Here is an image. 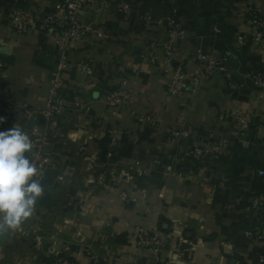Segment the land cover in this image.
Returning <instances> with one entry per match:
<instances>
[{"label":"crops","instance_id":"obj_1","mask_svg":"<svg viewBox=\"0 0 264 264\" xmlns=\"http://www.w3.org/2000/svg\"><path fill=\"white\" fill-rule=\"evenodd\" d=\"M59 1L0 0V131L19 124L31 136L36 123L22 111L44 108L56 64L50 34L16 33L8 15L15 6L46 14ZM124 1L126 11L109 0L107 8L91 4L79 15L105 34L87 36L66 52V85L85 92L89 107L62 114L65 137L51 143L45 195L21 231L0 236V264L257 261L264 241L252 230L264 213L252 209L249 193L254 181L264 182V174L256 175L264 172V96L250 77H264V51L238 48L233 40L248 30L244 7L252 4L264 16V0ZM171 16L187 34L179 44L185 68L194 69L198 48L213 55L230 49L237 65L229 69L226 61L229 78L218 73L183 96L166 91L170 67L162 43ZM79 59L90 60L91 74L72 66ZM122 76L131 99L113 113L101 95ZM234 110L251 114L242 133ZM219 143L223 150L212 151ZM193 148L210 152L196 159ZM138 226L156 227L167 240L158 258L136 245ZM51 245L60 251L58 263L46 255Z\"/></svg>","mask_w":264,"mask_h":264},{"label":"built area","instance_id":"obj_2","mask_svg":"<svg viewBox=\"0 0 264 264\" xmlns=\"http://www.w3.org/2000/svg\"><path fill=\"white\" fill-rule=\"evenodd\" d=\"M97 4L100 8H107L109 0H60L54 8L46 14H36L25 8L15 6L8 15V25L16 33H31L35 31H46L50 34L52 43L56 49L55 66L50 72L48 96L44 108L41 110L24 108L22 115L26 120L36 123L31 137L35 148L29 153L31 159H35L44 178L45 170L51 165V143L53 141H62L65 137V131L60 118L66 110H75L82 112L89 107V99L86 93L80 92L77 88H68L63 76V71L69 67L66 52L74 44L80 42L89 36L94 39L104 38V32L95 26L92 22L79 19V15L84 9ZM119 11H126L127 3L124 0H117L115 4ZM244 20L248 30L238 32L234 37V45L238 48L247 44L256 48L259 52L264 51V16L260 9L252 4L244 7ZM187 34L183 28L182 22L175 16L168 19V31L166 40L162 43V50L165 61L170 68L166 91L175 96H183L198 88L203 82L209 80L212 76L220 73L225 78H229L226 67V61L232 56V51L226 49L220 55H213L198 48L192 55V61L195 64L190 72L185 68L184 61L181 60L179 44L186 39ZM154 58V57H152ZM81 73L91 74L93 64L90 60L79 59L72 65ZM251 83L257 88L259 94L264 96V77L259 74L250 77ZM231 87L234 84H230ZM63 90H71L74 95L69 98L61 94ZM102 101L112 110L118 113L123 109L131 99V92L128 80L125 76L120 77L118 84L114 88L106 89L101 95ZM232 118L235 121L239 132L246 131L251 122V114L243 110H234ZM223 144H215L212 151L220 153L223 150ZM204 153L210 152L201 148H193L190 152L192 156L198 159ZM264 172L258 170L257 176H262ZM108 187V185H106ZM251 191V190H250ZM252 209L258 214L264 213V195L255 194L253 197ZM123 199L125 196L123 195ZM21 231V230H19ZM36 232L35 229L32 233ZM37 233V232H36ZM253 237L264 241V218H260L252 230ZM136 245L147 249L157 258L166 251V239L161 237L158 229L153 227L148 229L138 226L135 229ZM38 244L42 240L38 238ZM66 249H68L66 247ZM60 251L55 245H51L46 250L47 256L57 257L56 263L61 261ZM36 264H44L37 262ZM247 264H264V249L259 248L257 261Z\"/></svg>","mask_w":264,"mask_h":264},{"label":"clouds","instance_id":"obj_3","mask_svg":"<svg viewBox=\"0 0 264 264\" xmlns=\"http://www.w3.org/2000/svg\"><path fill=\"white\" fill-rule=\"evenodd\" d=\"M34 148L32 137L19 124L0 131V236L19 231L45 195L41 170L28 155Z\"/></svg>","mask_w":264,"mask_h":264},{"label":"trees","instance_id":"obj_4","mask_svg":"<svg viewBox=\"0 0 264 264\" xmlns=\"http://www.w3.org/2000/svg\"><path fill=\"white\" fill-rule=\"evenodd\" d=\"M61 94L66 95L69 98H71L74 95V93L71 90H63V91H61ZM258 193H261L264 195V182H262V181H254L252 183L249 196L253 197L255 194H258Z\"/></svg>","mask_w":264,"mask_h":264},{"label":"water","instance_id":"obj_5","mask_svg":"<svg viewBox=\"0 0 264 264\" xmlns=\"http://www.w3.org/2000/svg\"><path fill=\"white\" fill-rule=\"evenodd\" d=\"M236 65H237V61L236 60H234V59H228L227 60V67L229 69H235Z\"/></svg>","mask_w":264,"mask_h":264}]
</instances>
